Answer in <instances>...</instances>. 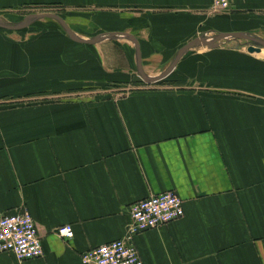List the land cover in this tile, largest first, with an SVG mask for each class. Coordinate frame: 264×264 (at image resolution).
Masks as SVG:
<instances>
[{"label":"crops","instance_id":"0c3cea01","mask_svg":"<svg viewBox=\"0 0 264 264\" xmlns=\"http://www.w3.org/2000/svg\"><path fill=\"white\" fill-rule=\"evenodd\" d=\"M211 2L0 0L1 24L53 13L99 38L51 17L0 27V213L27 210L44 251L0 264H90L164 191L184 216L134 236L143 264H264V46L198 45L159 81L138 72L158 76L198 36L264 40V0Z\"/></svg>","mask_w":264,"mask_h":264},{"label":"built area","instance_id":"2783aa9c","mask_svg":"<svg viewBox=\"0 0 264 264\" xmlns=\"http://www.w3.org/2000/svg\"><path fill=\"white\" fill-rule=\"evenodd\" d=\"M231 7V0L211 2L213 12H226ZM183 216V200L174 191L150 195L130 206V221L124 236L88 250L82 259L90 264H143L133 242L134 236ZM55 233L67 239L73 236L68 224L57 227ZM0 253L12 254L19 261L43 257L37 226L27 210L0 213Z\"/></svg>","mask_w":264,"mask_h":264},{"label":"water","instance_id":"95a60500","mask_svg":"<svg viewBox=\"0 0 264 264\" xmlns=\"http://www.w3.org/2000/svg\"><path fill=\"white\" fill-rule=\"evenodd\" d=\"M38 17H51L53 19H55L57 22H59V24L62 26V28L65 30L66 34L69 36V38H71L74 41L77 42H83V43H93L95 41H97L99 38H94V39H89V40H83L81 38H79L70 28L69 26L64 22V20L53 13H43V14H33V15H29L27 16V18H25L21 23L17 24V25H5V24H1L0 23V27L5 28V29H20L25 27L28 24V20L29 19H33V18H38ZM114 34H110L109 36H112ZM234 37V38H243L246 39L248 41H251L253 43L259 44L261 46H264V40L257 38L255 36H251L248 34H244V33H219L217 36H215L212 41H205L201 38H194L193 40H191L190 42H188L186 45H184L176 54L174 60L172 61V63L163 71L161 72L158 76L156 77H147L142 69H141V64H140V60H138V72L140 77L145 81V82H156L162 78H164L165 76H167L171 70L174 68L175 64L177 63L178 59L180 58V56L188 49L194 47L195 45H203L206 46L207 48H215L218 45V42L224 38V37ZM129 39H131L135 44H137L135 42V40L133 39L132 36H128ZM247 51L250 53H259L261 51V48L258 46H254V45H249L247 47ZM139 57V55H138ZM139 59V58H138Z\"/></svg>","mask_w":264,"mask_h":264},{"label":"rangeland","instance_id":"374dc122","mask_svg":"<svg viewBox=\"0 0 264 264\" xmlns=\"http://www.w3.org/2000/svg\"><path fill=\"white\" fill-rule=\"evenodd\" d=\"M29 11V10H28ZM197 38H201V39H203L202 37H200V36H198ZM225 38V37H224ZM236 39H238V38H230V39H221L218 43H220L221 42V44L223 43V42H225L226 40H232V41H235ZM204 40V39H203ZM238 43H240V45H254V46H258V47H260V48H263V46H261V45H259V44H256V43H253V42H251V41H247V40H242V39H238V41H237ZM237 44V43H236ZM195 46H198V45H195ZM198 48V47H197ZM259 54H262V52L260 51V53ZM159 81V80H158ZM162 81V80H161ZM158 83H160V82H158ZM158 83H156V84H154V86H158L157 84Z\"/></svg>","mask_w":264,"mask_h":264}]
</instances>
